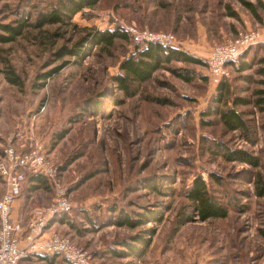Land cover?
Returning <instances> with one entry per match:
<instances>
[{"label": "rangeland", "instance_id": "374dc122", "mask_svg": "<svg viewBox=\"0 0 264 264\" xmlns=\"http://www.w3.org/2000/svg\"><path fill=\"white\" fill-rule=\"evenodd\" d=\"M57 1L0 0V24L15 26L22 18L32 24ZM228 7L239 9V20L229 17ZM246 12L238 0H101L63 24L28 26L15 41L0 43V156L7 148L19 156L37 152L57 167L55 183L66 189L72 221L60 227L64 218L57 216L50 232L86 251L89 264H264V197L255 191V181L264 185V111L237 107L250 135L228 133L215 119L201 123L216 93L208 81L186 84L159 69L129 95L114 80L135 49L127 29L172 33L179 47L211 53L248 32L241 28L243 13L251 18ZM115 28L131 40L113 47L90 42L92 34ZM252 49L237 61L249 68L232 71L229 81L233 96L251 102L264 91V65L258 64L264 43L243 61ZM218 142L256 156L260 166L227 161L212 152ZM211 173L220 184L209 180ZM30 176L36 175L25 173L24 200L37 186L30 208L49 206L53 182L40 177L32 184ZM197 176L226 206L225 219L200 222L193 214L185 194ZM4 189L0 178V197ZM147 216L161 221L146 219L137 228L116 224ZM135 238L149 241L142 257L128 255L124 245L140 248ZM44 256L20 264H50ZM57 257L54 264H61Z\"/></svg>", "mask_w": 264, "mask_h": 264}, {"label": "trees", "instance_id": "16d2710c", "mask_svg": "<svg viewBox=\"0 0 264 264\" xmlns=\"http://www.w3.org/2000/svg\"><path fill=\"white\" fill-rule=\"evenodd\" d=\"M101 0H58L57 4L48 12L40 13L34 23L30 24L27 18H22L21 22H16L15 26L10 24H0V43H10L20 37L24 29L28 26L33 28H41L45 25L63 24L77 14H84L85 10H93L97 7ZM240 4L260 23H262L264 12V3L261 0H254L251 3L248 0H238ZM229 17L238 18V15L230 7L227 8ZM127 43L131 40V36L123 28H115L113 30H105L104 32H96L91 35L90 42L95 46L113 47L116 41ZM77 55L74 52L73 55ZM260 64H264V59L259 60ZM175 64L183 65L181 67ZM250 64V63H249ZM249 64H241L237 72L244 71L249 68ZM232 65V64H231ZM207 64L202 60L193 57L180 50L178 47H164L158 44H147L145 46L135 45L132 54L126 56L119 64L120 74L114 77V80L119 85L120 89L129 95L134 86L142 85L148 82L153 74L159 69H167L170 73L186 84H193L197 81H208L207 75H203L196 70L195 67L206 68ZM264 75V68L260 70ZM49 76V75H48ZM45 77V76H44ZM47 78V77H45ZM11 83H17L16 79H10ZM216 88V93L212 99V104L201 113V123L203 126H209L215 119L223 126L228 133L241 132L243 135H250L249 126L244 118V115L238 111L237 107L251 106L264 111V91L258 90V95L252 102L245 98L233 96L231 87L227 81L221 82ZM209 119V120H206ZM264 127V126H263ZM213 153L221 155L227 161L238 162L248 165L251 168H258L260 162L256 156L243 151L233 149L223 143H215ZM27 179V178H26ZM42 179L37 176H30L28 181L32 184L40 182ZM209 180L220 184V178L211 173ZM36 190L37 186L30 188ZM255 191L258 197H264V185L260 180L255 181ZM185 198L190 202L193 208V214L197 216L200 222L208 220H220L227 217L228 211L226 206L215 199L208 188L207 183L201 176H197L191 187L185 194ZM146 219L160 222L161 217H142L138 220L127 218H119L116 222L119 226H127L137 228L145 224ZM189 219V218H187ZM186 219V220H187ZM153 233V231H150ZM259 234L264 238V229L259 230ZM135 241L141 244L140 248L124 244L130 250L128 255L142 257L143 251L149 244L142 238H135ZM118 255V253H115ZM121 255V254H119ZM124 255V254H122ZM57 255H46L44 261L54 264ZM61 264H74L62 259Z\"/></svg>", "mask_w": 264, "mask_h": 264}, {"label": "built area", "instance_id": "2783aa9c", "mask_svg": "<svg viewBox=\"0 0 264 264\" xmlns=\"http://www.w3.org/2000/svg\"><path fill=\"white\" fill-rule=\"evenodd\" d=\"M135 45L158 44L164 47H179L172 33L154 32L148 29H127ZM264 43L259 31L239 32L237 37L215 46L206 61L210 85L216 87L231 77L229 65L236 63L243 54ZM34 174L53 182L55 197L52 203L36 209L26 226L12 218L13 206L21 195L25 173ZM57 167L37 152L19 156L12 148L0 156V178L4 193L0 197V264H20L34 255H57L75 264H89L86 251L75 247L69 239L57 232H50V222L60 215L69 214L72 204L66 189L55 183Z\"/></svg>", "mask_w": 264, "mask_h": 264}, {"label": "crops", "instance_id": "0c3cea01", "mask_svg": "<svg viewBox=\"0 0 264 264\" xmlns=\"http://www.w3.org/2000/svg\"><path fill=\"white\" fill-rule=\"evenodd\" d=\"M251 1V3H255V1L254 0H250ZM263 3H264V0H261ZM233 11H235L236 13H237V15H238V18H233V17H231L232 18V20L233 19H236V20H239V9L238 8H234V10ZM247 11V10H246ZM248 13H249V11H247ZM247 12H246V14H247ZM245 13H243V15L241 16V19L243 20V25H242V29H246V31H252V30H256L257 29V31H259V33H260V35H261V37H262V39H264V23H263V25L260 23V22H258L251 14H249L250 15V17L251 18H249L247 15L245 16L244 15ZM258 27H260L259 29H258ZM239 29V28H238ZM180 50L181 51H183V52H185V53H187V54H190V55H192L193 57H195V58H198V59H200V60H202L203 62H205L206 63V61L208 60V57H209V55H210V52H207V53H205V52H197L196 50H189V49H187V48H185V46H182V47H180ZM257 50V46L256 47H254L250 52H248L247 54H246V57L244 58V60L243 61H246L247 60V58H248V56L249 55H251V53L253 54L255 51ZM211 51V50H210ZM252 59V58H251ZM251 59L249 60V61H251ZM242 61V60H241ZM241 61H239V62H236V63H234V64H232V65H229V67H228V70H229V72H230V74H231V77H232V71L234 72V71H237L238 70V68L240 67V65L241 64H246V63H248V62H241ZM258 64H260V63H258ZM260 65H262V64H260ZM264 65V64H263ZM248 69V68H247ZM247 69H245V70H247ZM263 69V68H262ZM244 70V71H245ZM207 71V70H206ZM242 72V71H241ZM241 72H238V73H241ZM203 75H207V72H204V74ZM264 76V75H263ZM231 77H230V79H231ZM230 79L227 81L228 83H229V85L231 86V84H230ZM39 177V176H38ZM42 179V178H41ZM35 192H36V190L34 191V190H31L28 194L31 196L28 200H24V194H27V193H25V190H23V187H22V191H21V195H20V197L18 198V200L15 202V204H14V206H13V212H12V218H13V220L15 221V222H19V223H21L22 225H24V226H26L27 224H28V222H29V220H30V218H31V216H32V214H33V211L34 210H32L31 208H30V206H31V203H33L32 201L34 200V196H33V194H35ZM47 201V200H46ZM43 203H46V202H43ZM63 216V217H62ZM62 216H60V217H62V218H64V222L63 223H61L60 224V227H65V226H71L70 224H67V223H70V221H72V220H69V219H67V217L66 216H71V215H69V214H65V215H62ZM59 217V218H60ZM61 219V218H60ZM54 226H56V225H58L59 226V219L58 220H56V222L53 224ZM53 227V226H52Z\"/></svg>", "mask_w": 264, "mask_h": 264}]
</instances>
